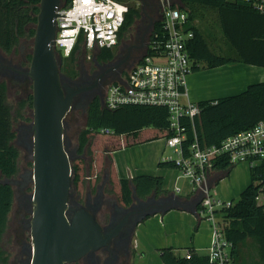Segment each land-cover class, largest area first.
<instances>
[{
	"label": "trees",
	"instance_id": "trees-1",
	"mask_svg": "<svg viewBox=\"0 0 264 264\" xmlns=\"http://www.w3.org/2000/svg\"><path fill=\"white\" fill-rule=\"evenodd\" d=\"M170 2L172 7L186 12V27L193 31V38L187 42L186 48L194 62V72L202 68L211 69L231 63L264 68V0H170ZM39 3L40 0H0L1 52L16 53L22 41L33 38ZM194 4L216 11L221 34L233 51L232 55L215 53L208 45L203 33L190 24L191 6ZM141 13V8L127 6L124 23L118 33V44ZM151 20L147 42L142 48V55L139 59L144 55L152 54V48L148 45L154 40L162 41L165 35L164 21L161 17L156 15ZM81 43L83 40L80 37L69 56H63L60 51H57L61 59L69 58V63L74 67L75 76L78 74L76 64ZM114 55L115 47L96 46L93 49V56L98 62L110 60ZM30 58L31 54H28L27 61H30ZM9 82L0 80V181L13 178L17 173V159L20 152L15 145L14 120L16 118L25 119L24 115L32 109L33 102L32 93L27 92L13 109L7 101ZM197 105L198 115L192 120L187 117L179 121L185 130V143L191 142L196 133L201 145L219 144L227 136L250 129L259 121L264 120V81L248 84L242 92L235 95L200 100ZM82 115L84 116V127L77 135V155L85 153L90 161L84 167L86 161L80 156L72 160L73 184L80 193L84 190L85 178L89 176L86 169L93 168L91 166L93 159L90 155L94 147L102 150L101 159L107 165L110 191L121 205L128 206L132 202V186L140 199H145L152 194L159 197L168 193L163 189V177L159 175L140 174L131 179L118 177L110 156L113 151L123 147L172 135L165 107L130 104L110 110L102 106L100 97L97 95L88 103ZM103 128L110 129L113 133L100 132ZM158 167L176 169L171 161H159ZM233 167L227 159L214 162L213 169L220 170L221 173L211 182L210 188L219 179L227 176ZM249 170V184L236 201L231 200L232 206L221 210L219 217L225 238L233 244V264H246L241 260L239 250L247 240L254 242L258 257V261L249 264H264V200L258 203L255 199L260 192L264 195V160L258 161ZM99 179L100 177L97 176V180ZM13 200V187L10 184L0 183V243L8 225ZM196 230L197 225L194 228V231ZM185 252L190 253L189 258L176 253L172 247L159 249L163 264L207 263L206 255L197 254L192 248L185 249ZM7 261L8 256L0 245V264H6Z\"/></svg>",
	"mask_w": 264,
	"mask_h": 264
},
{
	"label": "water",
	"instance_id": "water-1",
	"mask_svg": "<svg viewBox=\"0 0 264 264\" xmlns=\"http://www.w3.org/2000/svg\"><path fill=\"white\" fill-rule=\"evenodd\" d=\"M138 1H140L143 14L131 41L125 42L130 45H140L142 38L147 41L150 30L147 27L151 26V18L156 16V12L161 17L163 4L171 3L170 0L167 2ZM60 3V0H40L31 58L28 67L23 66L26 68L24 73L29 77L30 83L21 86L22 84L9 82L7 91L22 90L18 97L31 92L33 97L32 123L14 127L15 130L23 127L31 129L30 147L26 151L19 179L10 178L0 181L3 184H10L15 195L20 199L14 198L12 239L15 256L11 264H18L24 244L27 248L26 256L29 257L28 264L74 263L89 252L108 243L127 220L126 216L112 231L103 232L94 215L85 208L81 207L71 216L68 213V195L74 187L72 160L78 155H76L77 149L74 152L76 156H74L66 148L65 121L69 125L67 134L75 143L79 129L84 125V116L81 114L80 119L75 112L81 110H72L74 108L73 97L87 88L66 90L62 88V74L59 70L61 60L54 49L56 17ZM133 54H135L134 51ZM140 55H142V49L137 53V57L139 58ZM0 56L5 60L3 64L6 65V61L10 58L2 52ZM142 58L129 70H132ZM121 81L123 77H118V72H116L115 77L107 83ZM102 88H104L103 85L100 91ZM103 96H106L105 91ZM16 141L17 136L15 144ZM26 161H32V168L29 171H26ZM24 174L25 186L19 191L14 184L21 182V176L23 177ZM29 182L32 183V191L26 193ZM21 192L24 193L23 200L20 198ZM153 199H156L154 194ZM203 199L205 197L199 189L190 202H186V196L177 197L175 195L156 199V203L160 206H155L152 211L145 213L134 222L133 237L136 226L148 216L163 214L168 210L182 207H187V212L197 214V207ZM135 200L140 199L132 186V202ZM128 207L121 206L123 211L128 210ZM23 218L30 221V227L28 224L25 227Z\"/></svg>",
	"mask_w": 264,
	"mask_h": 264
},
{
	"label": "built area",
	"instance_id": "built-area-1",
	"mask_svg": "<svg viewBox=\"0 0 264 264\" xmlns=\"http://www.w3.org/2000/svg\"><path fill=\"white\" fill-rule=\"evenodd\" d=\"M168 0H157V2ZM56 17L54 49L69 56L81 37L88 50L96 46L114 48L118 33L124 23L127 5L121 0H60ZM262 9V6L259 5ZM161 19L164 21L163 40H154L148 46L152 54L144 55L132 70L121 77L123 81L110 83L105 88L102 106L116 109L123 105H157L168 112L170 131L164 138L165 147L171 154L163 155L161 161L173 162L176 169L205 197L197 207V215L211 227L206 264H233V244L221 228L220 212L233 205L231 200L212 198L210 195V171L217 160L227 159L235 166L245 162L253 168L264 160V120L252 128L229 135L219 144L204 146L196 133L191 142L185 143L186 134L180 125L181 118L193 119L199 114L197 102L189 95L187 77L193 71L186 44L193 38V31L186 27V12L163 4ZM157 38V35H155ZM104 134L113 133L103 128ZM264 187V186H263ZM178 190V188H176ZM258 203L264 200L262 192L255 197ZM187 258L189 252H185Z\"/></svg>",
	"mask_w": 264,
	"mask_h": 264
},
{
	"label": "flooded vegetation",
	"instance_id": "flooded-vegetation-1",
	"mask_svg": "<svg viewBox=\"0 0 264 264\" xmlns=\"http://www.w3.org/2000/svg\"><path fill=\"white\" fill-rule=\"evenodd\" d=\"M156 15L160 16L157 12ZM150 27L151 26L149 25L147 28L150 29ZM146 30L148 31V29ZM143 41L144 39L142 38L140 45H130L121 41L115 47V55L112 59L98 62V60L92 55L91 61H88L87 64L80 63L79 68H77L78 74L76 77L70 76L69 74H62L61 84L64 90L68 88H87L74 95V108L72 110H81V113L83 114L88 103L97 95L100 97L102 104L105 88H102V91H100V87L107 83L112 77H115L116 72L122 73L126 68L129 70L139 60L137 53L144 47L145 44ZM22 48L23 46L20 44L17 51L19 54L22 52ZM133 51L135 54H133ZM8 55H10V59L6 61V65L3 64L5 60L0 56V77L7 78L8 81L18 85L22 84L21 86L28 85L30 79L24 73L26 68L23 67L24 62L27 63V56L23 57L22 61L19 60L17 63H14L13 57L16 55L15 52ZM68 126V123L65 121L66 130H64V134L66 148L71 154L76 156L77 154L75 155L74 152L78 149L77 138L75 143L70 140V137L67 134ZM30 131V128L23 127L17 130L16 133V144H19L26 150L30 147ZM78 156L85 161L88 157L85 153ZM103 173V177L99 180L96 179L97 176H88L85 178L84 190L82 193L75 189L76 187L71 189L68 195V213L71 216L74 211L79 210L81 207L85 208L88 212L94 215L103 232L112 231L127 216L126 223L120 227L119 232L104 246L89 252L80 260L68 264H131V242L134 231V222L141 218L145 213L152 211L155 206H160L155 200L162 196H155L156 199H153L152 194L145 199L139 198L140 200L131 202L128 205L130 207L125 206L128 207V210L123 211L121 208L123 205H121L117 197L110 191L111 185L109 183L107 172L104 171ZM25 174L23 177L21 176L23 182L21 181L14 184L19 191L25 186ZM107 192H109V195ZM23 196L24 193L21 192L20 198L22 200L24 198ZM15 197L18 198L14 191V198ZM23 221L25 227H27V224L29 226L30 221L28 219L23 218ZM25 245L26 244H24L22 248L21 257L18 258V264H28L29 257L26 256L27 248ZM6 264H11V262L9 263L8 260Z\"/></svg>",
	"mask_w": 264,
	"mask_h": 264
},
{
	"label": "crops",
	"instance_id": "crops-1",
	"mask_svg": "<svg viewBox=\"0 0 264 264\" xmlns=\"http://www.w3.org/2000/svg\"><path fill=\"white\" fill-rule=\"evenodd\" d=\"M214 43L215 42L213 41V44ZM216 68L222 69L221 76L223 78H229L231 80L229 86H226L225 88L226 90L224 91L218 90L215 93L214 91L209 92L208 90L202 87L203 83L195 84L196 79L192 80V76L194 74L201 75L203 73L202 76L199 78V80L202 81L206 77V76L203 77L204 75L203 71H205L206 69L202 68L196 72L192 71L187 77V87L190 98L194 102H198L200 100H205V99H217L220 97L235 95L242 92L248 84L264 81V68L262 67L247 65L243 63H231V64L221 65ZM211 93L217 94V96L214 97L209 96L208 94ZM160 139H164V138H160ZM157 140L159 139L148 141L142 144L149 145ZM137 145L138 144L128 147H123L121 149L113 151L110 154L118 177L131 179L134 176L140 174L159 175L163 177V189L168 191L166 195H162V196H169V195H175L177 197L186 196V202H190L195 194L193 190V185L191 192L183 196L181 195V187L176 183L179 179H181V177L184 178L187 177L182 175L175 168L158 167V162L161 161L163 155H166L165 144L162 148L161 153H159V155L157 156H151L149 154L143 157L140 156L138 159L136 158L133 159V157L128 158L130 156L129 155L127 157L120 159L119 157L120 151H131L135 147H137ZM245 165L248 168L249 179L248 182L246 183L248 185L250 182V170H249L250 168L248 164H246L245 162H241L236 164L233 168L237 166L245 167ZM233 168L227 176H224L221 179H219V181L213 186V187H217L219 186L218 184L220 183H222V185L224 184L222 188L218 189L217 187V189H218V193H220L221 195L227 198L232 197V195L234 194H238V193L240 194L245 188L244 186L242 187L241 185H238L235 182L233 178L234 177ZM220 173H221L220 170L212 169L210 171V175H209L210 184L214 179L218 178ZM223 181H226V183ZM176 188H178V190H176ZM229 200H234V199H229ZM175 213L179 214L178 215L179 219H182V222H180L179 225L176 224L175 226H173V224H171V218ZM160 215H161V220H166L167 222H170V226L166 227V224L162 221L161 233L163 234V236L160 237L161 238L160 243L157 242V245L153 243L154 246L153 248H151L149 242L146 241L148 227H145V225L146 223L149 222V219L148 220H146L147 218L144 219L141 223H139L136 226L134 237L132 238V242H131V259H130L131 264H142L143 262L146 261V259L152 253V251L155 250L157 251V254H159L158 252L159 249L163 247H172L175 249L176 253H179L180 255L183 256H185V249L192 248L197 254L207 256L208 246L210 244V239H211V227L207 221H202L197 214H193L192 212H187V207L168 210L163 214L158 213V214L150 215L149 217L155 218ZM194 215L197 219V223H196L198 228L197 232L192 231L193 226L195 224ZM194 233L195 235L193 236ZM239 251L241 254L240 256L241 260L243 262L245 261L246 264L255 263L256 261H258L255 244L252 240H247L246 244H244ZM161 263L163 262L161 261Z\"/></svg>",
	"mask_w": 264,
	"mask_h": 264
},
{
	"label": "rangeland",
	"instance_id": "rangeland-1",
	"mask_svg": "<svg viewBox=\"0 0 264 264\" xmlns=\"http://www.w3.org/2000/svg\"><path fill=\"white\" fill-rule=\"evenodd\" d=\"M124 2V4H126L127 6H134L138 9L141 8V4L140 1L138 0H121ZM192 18H191V22L190 24L197 27L202 33L204 38L206 39L208 45L211 47V49L215 52H221L225 55H232L233 51L229 48L228 44L225 42L222 34H221V30H220V26H219V22H218V18H217V13L214 9L205 7V6H200V5H192ZM142 10V8H141ZM143 12L141 13V15L135 20V23L129 28V30L125 33L124 38L122 41L124 42H130L133 34L137 28V25L142 17ZM215 42L213 44V41ZM144 44L147 41H143ZM23 48H22V52L19 54L18 52H16L15 56L13 57L14 62H18L19 60L22 61L23 57L27 56L28 54H31L32 52V47H33V38L30 40H26V41H22L20 43ZM20 46V45H19ZM1 52V51H0ZM3 53V52H2ZM5 54V53H3ZM6 56H8L10 58V55L5 54ZM78 58H77V64L76 66V70H78L77 68H79L80 63H84L87 64L88 61H91L92 55H93V49L88 50L86 48V46H84L83 43L80 44V51L78 52ZM61 64L59 67V70L61 72V74L63 75H70L73 77L75 76V70L74 67L69 63V58H63L61 59ZM26 64V65H25ZM29 61L24 62L23 66L28 67ZM205 69V68H204ZM127 70H123L122 73L118 72V77H121ZM221 71L222 69L220 68H211V69H206L204 72V76H206L202 81L199 80V78L202 76V74H194L192 76V80L196 79L195 84H202V87L206 90H208L209 92H217L218 90L220 91H224L226 90V86H229L231 80L229 78H223L221 76ZM202 72V70H201ZM198 78V79H197ZM0 80H7L6 78H0ZM110 83L107 84H103L104 88H106V85H108ZM22 90H17V91H12V92H7V101L10 105H12L13 109H15L17 103L19 100H21L23 98V96L18 97V95L20 94ZM209 96H217V94H208ZM18 97V98H17ZM32 109H30L28 111V113H26L25 119L22 118H16L14 120V127H18V126H22V125H26V124H30L32 123L33 120V116H32ZM75 114L81 119V111L75 112ZM28 118V119H26ZM84 125L81 127L83 128ZM80 128V129H81ZM79 129V131H80ZM17 133V130H15ZM16 139V138H15ZM165 144L164 139H159L157 141H155L154 143H151L149 145L147 144H142L139 143L137 145V147H135L133 150L131 151H120V159L129 156L128 158H132L133 159H138L140 156L143 157L145 155H151V156H157L159 155V153H161L162 148ZM16 145V144H15ZM17 148L19 149V157L17 159V173L15 174V176L13 177V179H19L20 173H21V169H22V165L24 162V158H25V154H26V149L23 148L20 145H16ZM95 149H93L91 151V155L90 157L93 159L92 160V169H86V173L87 175L89 174V176L95 177V176H99L100 179L103 177V172H107V165L102 162V150L101 148L96 149V147H94ZM166 154H171V151L167 148L166 149ZM90 158L87 157L86 159V164L84 165V167L87 166V164L89 163ZM30 168H32V161H26V171H29ZM106 168V169H105ZM105 169V170H104ZM179 171V170H178ZM180 172V171H179ZM179 174V173H178ZM233 178L235 180V182L238 185H241L242 187H246L245 185H247L246 183L248 182V168L245 165V167H240L237 166L235 168H233ZM236 176V177H235ZM87 178V177H86ZM97 179V178H96ZM226 183V181H223ZM180 187H181V195L185 196L186 194H189L192 190V183L191 180L181 177V179H179L176 182ZM219 188H222V183L218 184ZM217 187H213L210 189V195L212 198H216V199H225V200H229V199H234V201H236L239 197V193L238 194H234L232 195V197H224L223 195H221L220 193H218V189ZM32 191V183L29 182L28 184V188H27V192L29 193ZM109 193V192H107ZM13 207H14V200H13V206L11 209V212L9 213V221H8V225L6 228V231L3 235L2 241L0 243L2 250L6 253V255L8 256V260L9 263L12 262L13 258H14V247H13V239H12V221H13ZM178 212V211H175ZM179 214L175 213L172 218H171V224H173V226H175L176 224L179 225L180 222H182V219H179ZM199 218L202 221H206L205 219H203V217L199 216ZM149 219V222L146 223L145 227H148V232H147V238L146 241L149 242V245L151 248H153V243L155 245H157V242H161V238L163 236V234L161 233L162 231V221L166 224V227L170 226V222H167L166 220H161V215L157 216V217H147L146 220ZM157 219V220H156ZM170 219V218H169ZM168 219V221H169ZM194 219H195V224L193 226L192 231L194 232V228L197 225V219L194 215ZM141 223V222H140ZM145 223V222H144ZM198 229V228H197ZM197 232V230H196ZM195 232V233H196ZM195 233L193 234V236L195 235ZM168 234V233H167ZM158 247V246H157ZM156 252V253H154ZM159 252V251H158ZM142 264H163L160 261V256L159 254H157V251H152V253L149 255V257L146 259L145 262H143Z\"/></svg>",
	"mask_w": 264,
	"mask_h": 264
}]
</instances>
